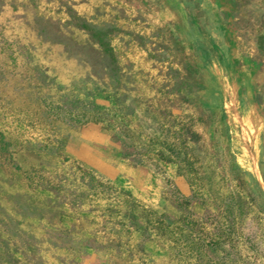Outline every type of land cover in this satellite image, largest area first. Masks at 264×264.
I'll list each match as a JSON object with an SVG mask.
<instances>
[{
  "label": "rangeland",
  "instance_id": "rangeland-1",
  "mask_svg": "<svg viewBox=\"0 0 264 264\" xmlns=\"http://www.w3.org/2000/svg\"><path fill=\"white\" fill-rule=\"evenodd\" d=\"M202 6L0 0V264H264V0Z\"/></svg>",
  "mask_w": 264,
  "mask_h": 264
},
{
  "label": "trees",
  "instance_id": "trees-1",
  "mask_svg": "<svg viewBox=\"0 0 264 264\" xmlns=\"http://www.w3.org/2000/svg\"><path fill=\"white\" fill-rule=\"evenodd\" d=\"M182 1L187 7L188 14L193 16L200 23L203 21H205L206 23L213 21V17L211 13L202 6L203 0H182ZM94 36L96 37V39H98L99 44L102 47L104 53L110 59L115 60L113 49L106 41H104L101 33L96 32ZM182 132H183V128H181L180 131L177 133L178 144L177 143L175 144L174 142L169 143L168 147L176 148L178 146L177 149H181V150L186 149V140ZM191 134H192V137L194 136V138H197L198 136L196 133H191ZM162 159L164 161H170L169 157L163 153H162ZM260 167H261L262 177L264 180V169L262 166ZM262 194L264 195V192ZM230 226L231 225L228 223V221H225L223 223V226L222 227L219 226L218 231L214 233L213 235H211V238L209 240H202L203 242L201 244L202 247H200V245L197 244L194 240H193L192 245H194L196 249L204 248L205 246L206 247L212 246L216 248L217 250H221L225 258L227 257L231 258L232 256L231 252H234L238 248L239 243L237 241L238 238L236 237L234 227H230ZM223 243L228 244V248H230L231 251L227 249H223L224 248L222 245Z\"/></svg>",
  "mask_w": 264,
  "mask_h": 264
},
{
  "label": "crops",
  "instance_id": "crops-1",
  "mask_svg": "<svg viewBox=\"0 0 264 264\" xmlns=\"http://www.w3.org/2000/svg\"><path fill=\"white\" fill-rule=\"evenodd\" d=\"M179 10H180V9H179ZM183 14H184L183 12H181V11L179 12L180 17H181ZM216 67H217L216 71L213 72L214 74H216V79H217V82H216V83H224V85H225V84L227 85V83H226V82H227V80H226L227 78H225V79L223 78V79H222L221 77H219V76H218V75H219V73H218V72H219V68H218L217 65H216ZM242 95H243V94H242V93L240 94V92H239L240 101H241V96H242ZM229 108L232 109L233 106L230 105Z\"/></svg>",
  "mask_w": 264,
  "mask_h": 264
}]
</instances>
